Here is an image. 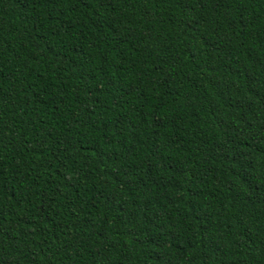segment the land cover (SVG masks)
I'll return each mask as SVG.
<instances>
[{
    "label": "trees",
    "instance_id": "obj_1",
    "mask_svg": "<svg viewBox=\"0 0 264 264\" xmlns=\"http://www.w3.org/2000/svg\"><path fill=\"white\" fill-rule=\"evenodd\" d=\"M0 264H264V0H0Z\"/></svg>",
    "mask_w": 264,
    "mask_h": 264
}]
</instances>
